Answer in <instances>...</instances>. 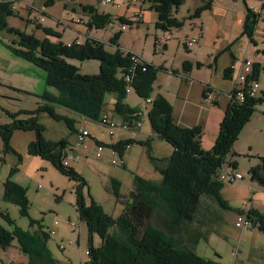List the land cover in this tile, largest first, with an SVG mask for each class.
<instances>
[{
    "label": "rangeland",
    "instance_id": "obj_1",
    "mask_svg": "<svg viewBox=\"0 0 264 264\" xmlns=\"http://www.w3.org/2000/svg\"><path fill=\"white\" fill-rule=\"evenodd\" d=\"M5 1L7 0H0V3ZM43 1L45 0H17L16 2L21 5L34 6L38 10H44L46 14L31 11L27 15V13L16 10L14 15L7 18L9 27L21 32L36 34L39 40H44L45 38L41 36L44 32L42 28L48 25L51 26V31L60 36V39L47 36L54 43L61 41L63 45H70L76 42L77 38L79 39L78 44L86 43L89 37L79 35L71 28L73 26L67 27L59 21L55 24V21L48 17V14L59 16L64 12L63 0H55L53 6H45ZM200 1L185 0L174 13V17L184 23V27L173 29L171 33L166 34L156 29L157 14L150 9L148 1L113 0L112 6L115 8L112 11L114 14L111 15L110 25L103 29L90 28L89 30L92 31L90 38L102 43L103 48L109 54L117 51L134 53L143 62L150 63L157 68H165L168 73L160 72L157 84L161 86L162 95L172 105L176 114L182 112L185 106L188 108L187 112L191 111L194 99L200 97L202 88L200 89L197 84L191 85L187 89L189 90L187 92L190 97L189 102L184 106L181 104L174 106L181 81L176 77V71H170V68L172 67L173 70L182 68L183 70V63H190L192 65L191 78L199 83H205L210 79L212 87L219 90L220 101L224 102L228 99L227 92L232 87L231 82L222 79L223 72L233 62L225 50L230 45L232 46L231 52L235 54L238 61L235 64L237 68L245 60H250L253 67L258 66L257 97H262L264 94V12L261 13L262 16L256 24L253 34L254 43H252L247 36L241 34L246 17L244 0H213L208 13L204 15V12L198 19L192 18L197 7L201 5ZM258 3V1H253L251 5L260 9ZM93 4L99 7V14H105L112 8L109 4H98L94 0ZM119 5L125 7L122 15L118 10ZM136 12L143 14L141 19L134 17ZM78 14L82 19L81 23L84 21V24L88 25L87 12ZM119 14L125 21L132 22L131 25H126L125 31L122 30L124 25L119 20ZM42 16L45 17L44 23L36 30V19ZM26 21L30 24L27 25ZM119 33V40L114 44L113 39ZM165 36L170 39L167 51L163 50L158 43L159 39ZM182 37L184 40L196 39L199 44L188 46L189 48L185 50L181 43ZM16 39H18L16 35L0 31V125L12 123L13 119L10 114L36 111L41 102L39 96L45 88L54 91L47 87L45 71L17 58L6 48L5 45L12 44ZM186 59L196 62L193 64L188 60L185 61ZM66 61L76 66L81 75L96 76L100 73L99 61ZM197 64L201 67L197 68ZM237 76L233 77V81ZM113 100L114 94H107L106 112L111 117V121H116V114L110 109ZM126 103L144 114L141 120L143 125L141 133L148 132L150 106L146 100L138 97L134 89H130ZM56 112L75 120V128L83 124L92 135L105 141L109 140V133L98 123L91 122V120L83 121L75 113L61 110V108H57ZM27 117V115H21L17 119L25 120ZM38 122L45 127L46 140L65 139L69 142L74 140L73 132L64 122L55 121L46 113L39 115ZM127 134H131L130 131L122 135L127 136ZM137 136L143 138L144 134ZM35 139V132H14L11 138L12 151L6 153L3 152L4 146L0 138V212L9 214L15 225L23 230L35 232L39 231V226H41L43 231L50 235L47 246L57 264H86L89 261L86 255V251H89V232L86 223L80 220L76 210V183L61 174L50 162L28 153L27 148ZM142 140L144 141L134 140L122 160L118 154L113 153L111 148L103 149L100 158L96 157L94 146L88 144L89 149H79L83 158L80 161L71 159L69 165L87 183L84 197L88 205L93 199L103 206L107 214L114 218L119 217L124 210L123 204L131 198L130 195L134 191L133 180L136 175L153 182L162 179L150 160L148 147L141 143L148 140L147 136ZM161 144L163 147L172 149L164 141ZM162 148L156 145L155 151L150 152V155L155 157V155L164 154ZM259 158H264V102L256 108L250 122L245 125L232 153L227 156L226 165L222 167L223 173H232L234 170L244 178L243 181L225 183L222 190L224 200L231 210L225 211L214 199L203 197L194 222L185 224L179 233V243L182 247H192L202 258L218 264H264V234L253 227L245 231L238 230L234 220L229 221L233 215L235 217L238 210L244 211L249 202H252V206L264 214V201L258 197L252 199L254 186L251 184L254 183L249 174L250 168L260 163ZM121 161L124 163L123 166ZM232 164H236L235 169ZM113 178L118 179L121 184V202L114 196L111 185ZM7 181L14 182L27 190L28 216L21 215L18 206L4 201L3 193ZM255 187L258 186L255 184ZM32 220L37 222L33 228L30 226ZM154 224L158 225L157 222ZM0 226L9 231L14 229L13 225H9L1 217ZM92 243L95 248H100L101 238L94 235ZM195 243L197 245H194ZM29 260V256L19 248L16 240L6 250H0V264L29 263Z\"/></svg>",
    "mask_w": 264,
    "mask_h": 264
},
{
    "label": "trees",
    "instance_id": "obj_2",
    "mask_svg": "<svg viewBox=\"0 0 264 264\" xmlns=\"http://www.w3.org/2000/svg\"><path fill=\"white\" fill-rule=\"evenodd\" d=\"M16 1L7 0L0 3V31L18 37L15 42L5 46L17 58L45 71L47 87L56 93L45 90L39 96L41 102L36 111L10 114L12 123L0 125L3 152L12 151L11 138L14 132H35L36 139L27 148L28 153L50 162L61 174L76 183V210L80 220L88 227V249L92 264H218L202 258L192 247H182L179 243V233L185 224L194 222L203 197L214 199L225 211L231 210L224 200L222 190L225 184L218 179V173L226 165L227 156L232 153L236 141L245 125L250 122L256 108L264 102V94L255 98L246 96L242 102L238 101L232 92L229 107L220 124L219 137L213 149L205 151L201 144L203 129L183 128L177 125L174 122L172 105L166 98L161 94L152 98L157 77L165 68L154 67L142 60L141 64L137 65L131 61L133 53L117 51L109 54L102 43L91 38L82 45L78 44V41L63 45L61 41L54 43L48 38L39 40L33 34L9 27L7 18L14 15ZM146 1L150 4V9L157 14L155 23L157 30L170 33L173 29L184 27V23L174 17V13L185 0ZM212 2L213 0H202L191 17L200 18L204 12L211 10ZM54 3L55 0H46L45 6H53ZM245 7L246 17L241 34L254 43L253 34L262 15L254 12L246 4ZM85 11L89 15V29H103L110 25L112 16L109 13L99 14L90 6L85 7ZM119 20L123 25L132 24L122 17H119ZM42 29L48 37L60 39L58 34L48 28ZM119 36L120 33L115 35L114 44L118 42ZM231 47H227L226 51L230 52ZM230 56L233 62L225 69L223 77L227 81L231 80L234 73L232 66L235 58L231 52ZM66 60L99 61L100 73L96 76L81 75L80 70ZM182 67L185 75L191 73L190 63L184 62ZM200 67L201 65L197 64V68ZM128 75L130 82L125 80ZM257 78L259 68L255 66L253 76L249 77L248 81ZM130 89H134L136 95L142 99L153 100L152 105H149L148 117L151 129L156 135L154 137L170 145L174 151L168 158L158 159L150 155L153 150V139L148 138L141 142L148 147L150 160L162 179L153 182L136 175L133 180L135 199H127L121 215L114 218L93 199L90 205L86 203L84 197L86 181L72 167L63 165L65 150L71 144L65 139L46 140L45 127L39 124L38 117L41 113H46L51 119L64 122L73 133H77L75 120L57 113L56 108L75 113L83 121L99 123L106 112L107 94H114L111 110L125 121H141L142 113L136 107L126 104ZM207 92L208 87L205 88L204 94ZM21 115L28 117L25 120H18ZM133 141L119 140L113 145L98 143L115 150L122 160L127 147L131 146ZM259 161L256 167L250 168L249 174L254 184L264 189V158H259ZM232 167L235 169L236 164H232ZM111 185L115 198L121 202V184L118 179L113 178ZM26 192L25 188L7 181L3 193L4 201L18 206L23 216H28L29 202ZM248 215L253 218L255 229L264 234V214L250 208ZM0 217L14 227L13 231H9L0 226V250H6L16 240L19 248L30 258L29 263L20 264H57L47 246L50 235L44 232L41 226L39 231L30 232L16 226L9 214L0 212ZM155 222L158 225H155ZM36 224L37 222L32 220L31 228ZM94 235L101 238L100 248L93 246Z\"/></svg>",
    "mask_w": 264,
    "mask_h": 264
},
{
    "label": "crops",
    "instance_id": "obj_3",
    "mask_svg": "<svg viewBox=\"0 0 264 264\" xmlns=\"http://www.w3.org/2000/svg\"><path fill=\"white\" fill-rule=\"evenodd\" d=\"M95 2H97L98 4H101V0H94ZM113 1V0H112ZM202 1V0H201ZM200 1V2H201ZM253 1H258L259 3V7L260 9H256L254 8L251 3ZM45 1H43V4L45 5ZM63 3H64V12L59 15V16H53V15H50L48 14V17L55 21V24L56 22H63V25L67 26V27H71L73 30H75V32H77L79 35H83L84 37H91V30H89V27L88 25L84 24V21L81 23V20L80 19V15L78 14L79 12H81L82 14H85L86 11H85V7L87 6H90V7H93L96 11H99V7L98 6H95L93 4V0H63ZM97 4V5H98ZM247 5L249 8H252L255 12H259L260 14L262 12H264V10L262 11V4L259 0H246V2L244 1V5ZM55 5V4H54ZM112 6V4H111ZM45 7H43L44 9ZM114 6H112L111 10L109 11H106V13H109V15H112L114 14L112 11L114 10ZM14 9L15 11L18 10L20 12H23V13H27V15H29L31 13V11L35 12V11H39V13L41 12H44V10H38L36 9L34 6H26V5H21L19 3H15L14 5ZM33 9V10H32ZM118 10L120 11L121 15L124 13V10H125V7L124 6H118ZM79 11V12H78ZM209 11H206L204 13V15L206 13H208ZM105 13V14H106ZM46 14V13H45ZM121 15L119 14L118 17H121ZM203 15V16H204ZM202 16V17H203ZM45 17H40V18H37L36 19V24H35V27H36V30H37V26H41L42 23H44V20ZM27 22V25H29L30 23L28 21ZM32 22V21H30ZM34 27V26H33ZM43 28H48L50 30L51 26H48L46 25L45 27ZM35 29V28H34ZM43 35H41L43 38H47V34L42 32ZM168 32H166L167 34ZM171 33V32H170ZM33 34V33H32ZM169 34V33H168ZM34 36L37 37L36 34H33ZM167 36L163 37L162 39H159L160 40H164ZM203 37V35H202ZM49 38V37H48ZM205 38L203 37V40ZM183 37L181 39V43L183 44ZM77 41H79V39L77 38ZM169 42L170 40L166 41L165 42V45L163 47V50L167 51L168 50V46H169ZM79 43V42H78ZM197 44H199V42L197 41ZM228 47H231L228 46ZM183 48H189V47H184L183 45ZM227 48V47H226ZM226 50V49H225ZM186 52V51H185ZM228 52V51H227ZM230 52H231V49H230ZM230 52H228L229 56H230ZM232 53V52H231ZM187 54V53H186ZM233 54V57L235 58V62H234V65L237 64V58L235 56L234 53ZM187 56H190L189 54H187ZM231 58V56H230ZM190 61L191 63H195L194 61L192 62L190 59H186L185 61ZM232 60V58H231ZM232 64V62H231ZM208 65H210V62H208ZM231 66V65H230ZM170 71H176L177 73V78L180 79L181 83L179 85V91L178 93L176 94L175 96V102H174V106H177L178 104H181V105H186V103H188V99L190 98L189 95L187 94V92L189 90H187L188 88L191 87V85L193 84H197L199 86V88L201 89L202 88V92H200V97H196V99H194V103H193V106H192V110L187 112L188 108L185 106L182 110V112H179V113H175L174 109H173V116H174V122L177 124V125H180L181 127L183 128H193V127H201L203 129V137H201V144H202V148L205 150V151H211L216 143V140H217V137H219V133H220V124L221 122L223 121L224 117H225V114H226V110H227V107H229V104H230V97H231V93L233 92V89H234V81H233V77H235L237 74L236 71H234L232 77H231V80L227 81V82H231L232 84V87L230 88L229 92H227V95H228V99H225L224 102H221L220 101V93H219V90L218 89H214L210 83V79L207 80V82H197L195 81L194 79L191 78L192 76V72L189 73L188 75H185L182 68L181 70H173V68L171 67L170 68ZM162 72H167V70L165 69V71H162ZM168 73V72H167ZM160 75V73H159ZM223 77H224V72H223ZM222 77L223 80H225L224 78ZM158 78V77H157ZM226 81V80H225ZM208 87L209 88V92L206 93V95L204 94L205 92V88ZM154 91H153V94H152V98L156 97V95L158 94H161V86L157 84V81L155 83V86H154ZM45 90L47 91V89L45 88ZM44 90V91H45ZM157 90V91H156ZM43 91V92H44ZM52 93H56L55 91H52L50 90ZM42 92V93H43ZM164 96V95H163ZM115 99V97H114ZM113 103H114V100H113ZM127 104V103H126ZM129 106V104H127ZM57 109V108H56ZM110 109H112V106L110 105ZM107 113V112H106ZM108 114V113H107ZM65 116V115H63ZM142 116H144V114L142 113ZM121 117L119 115H116V119L115 120H119ZM150 124V123H149ZM83 125V124H82ZM143 126V125H142ZM76 131H78L79 128H75ZM131 134H127V136H124L122 134L124 133H118L117 136L114 138V139H110L108 141H105L104 139H101L95 135H92L91 134V137H92V140L91 142H89L90 146H93V142L94 141H97V142H103L105 144H109V145H112V144H115L116 142H118L119 140L120 141H126V140H139V141H144L142 139H144V137L147 136V139L150 138V139H153V143H152V152H154V148L157 147L158 148H162L163 146H161L162 144V141L155 138L154 136L155 133L152 131L151 129V125L149 127V131L148 132H145V133H141V128L140 129H135L133 130L132 132H130ZM138 134H144V137L143 138H138ZM74 135V140L72 142H68L70 144H73L75 142V133H73ZM124 136V137H123ZM164 151L162 155H158L156 156L155 155V158H158V159H162V158H168L171 154H172V151L173 148H169V147H163L162 148ZM83 158L82 154L80 153V151H77L76 153L74 152V159L76 161H80L81 159ZM254 183V182H253ZM254 186L253 189V196H252V199L253 198H256L258 197L259 199H262L264 201V189L262 188H258V187H255V184H251ZM252 202H249V206L250 208H254V206H252ZM254 210H257L254 208ZM243 211H240V213H242ZM239 213L236 212L235 214V217L233 215L232 218L229 219L230 222H232V219L236 220V215ZM239 213V214H240Z\"/></svg>",
    "mask_w": 264,
    "mask_h": 264
},
{
    "label": "built area",
    "instance_id": "obj_4",
    "mask_svg": "<svg viewBox=\"0 0 264 264\" xmlns=\"http://www.w3.org/2000/svg\"><path fill=\"white\" fill-rule=\"evenodd\" d=\"M259 1L261 2L263 6L264 0H259ZM112 2H113L112 0H101V3L105 5L107 4L111 5ZM142 15H143L142 13L136 12L134 17L141 19ZM126 29L127 27L126 25H124L122 30L125 31ZM167 40L168 41L170 40L168 36L164 40L158 41V43L160 44L161 47H164L165 42ZM182 42H183V45H185L186 47L197 44L196 39L183 40ZM131 59H132L131 61L134 62L135 64L137 65L141 64L142 59H140L138 55L133 53ZM232 69L236 71L238 74V76L236 77L234 81L233 93H234L235 98L238 101L243 102L246 96L254 97V98L257 97V93L259 89L257 79H252L248 81V78L253 76V72H254V67H253L252 62L250 60H245L243 63H241L239 68H237L234 65L232 66ZM125 80L127 82H130L129 75L125 77ZM231 97H232V94H231ZM146 102L147 104L152 105L153 100L149 98L146 100ZM110 119L111 117L105 112L102 115V118L100 119L98 123L101 127L105 128V130L109 133L108 136L110 139H114L119 132L120 133L129 132V131L131 132L135 129L137 130L142 127L141 121H136V120H126L125 121L123 118H120L119 120H116V121H111ZM91 140H92V137H91L90 131L84 125L81 124L77 133H75V142L71 144L68 148H66L65 150L66 157H65L63 165L65 167H70L69 163L71 159H74V152L76 153L77 151H79V149H84V150L89 149L90 144L88 141L91 142ZM93 146L95 147L94 151H95L96 157L100 158L103 149H106V147L102 144H99L97 141L93 142ZM129 148L130 146L127 147V149ZM111 150L113 151V153L118 154L115 150L113 149ZM121 165H123L122 161H121ZM223 172L224 171L221 168L218 173L219 174L218 179L220 181H223L224 184L225 183H235L237 181L244 180L243 176L240 173L235 172L234 170L232 171V173H228V174H225ZM249 211H250V206L249 204H247V208L242 213L240 214L238 213L236 215L235 226L238 230L245 231L246 229L250 227H253V229H255L254 220L253 218H250V216L248 215ZM89 254H90L89 251H86V255L89 258V261L86 264H92Z\"/></svg>",
    "mask_w": 264,
    "mask_h": 264
},
{
    "label": "water",
    "instance_id": "obj_5",
    "mask_svg": "<svg viewBox=\"0 0 264 264\" xmlns=\"http://www.w3.org/2000/svg\"><path fill=\"white\" fill-rule=\"evenodd\" d=\"M131 196V198H134L135 199V197H134V192L132 193V195H130Z\"/></svg>",
    "mask_w": 264,
    "mask_h": 264
}]
</instances>
